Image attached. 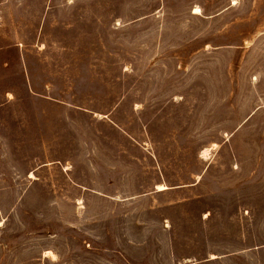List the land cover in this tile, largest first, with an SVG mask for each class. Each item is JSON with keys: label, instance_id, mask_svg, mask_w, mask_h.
<instances>
[{"label": "rangeland", "instance_id": "rangeland-1", "mask_svg": "<svg viewBox=\"0 0 264 264\" xmlns=\"http://www.w3.org/2000/svg\"><path fill=\"white\" fill-rule=\"evenodd\" d=\"M0 264H264V0H0Z\"/></svg>", "mask_w": 264, "mask_h": 264}, {"label": "bare ground", "instance_id": "bare-ground-1", "mask_svg": "<svg viewBox=\"0 0 264 264\" xmlns=\"http://www.w3.org/2000/svg\"><path fill=\"white\" fill-rule=\"evenodd\" d=\"M164 188V186H159V189H163Z\"/></svg>", "mask_w": 264, "mask_h": 264}]
</instances>
